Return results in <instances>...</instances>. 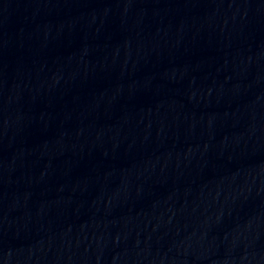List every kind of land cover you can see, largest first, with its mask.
Returning a JSON list of instances; mask_svg holds the SVG:
<instances>
[{
    "label": "water",
    "instance_id": "95a60500",
    "mask_svg": "<svg viewBox=\"0 0 264 264\" xmlns=\"http://www.w3.org/2000/svg\"><path fill=\"white\" fill-rule=\"evenodd\" d=\"M0 264H264V130L137 168L1 232Z\"/></svg>",
    "mask_w": 264,
    "mask_h": 264
}]
</instances>
